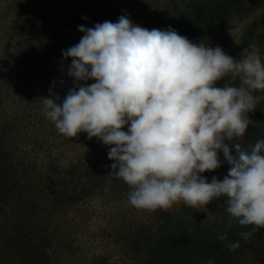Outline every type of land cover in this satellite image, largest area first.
Wrapping results in <instances>:
<instances>
[{"label":"clouds","instance_id":"obj_1","mask_svg":"<svg viewBox=\"0 0 264 264\" xmlns=\"http://www.w3.org/2000/svg\"><path fill=\"white\" fill-rule=\"evenodd\" d=\"M78 30L79 43L62 51L71 58L66 75L73 88L63 100L51 89L41 97L43 115L58 132L70 138L84 132L111 146L108 176L129 186L131 206L197 207L223 197L226 212L252 226L239 233L242 239L264 229V139L242 147L254 123L247 115L256 107L253 92L264 90L258 46L233 58L219 46L193 43L171 28L149 30L124 15ZM229 75L239 86L218 87ZM88 80L95 82L78 83ZM218 152L231 167L222 181L208 182L201 174L221 166ZM228 247L235 250L239 241Z\"/></svg>","mask_w":264,"mask_h":264},{"label":"rangeland","instance_id":"obj_2","mask_svg":"<svg viewBox=\"0 0 264 264\" xmlns=\"http://www.w3.org/2000/svg\"><path fill=\"white\" fill-rule=\"evenodd\" d=\"M46 1L49 14L50 10L52 15L67 11L68 14L80 13L86 17L81 24L86 28L103 22L110 11L115 12L116 16H127L134 24L149 30L157 25L160 17L179 26L181 22H186L180 19H187L190 15L189 0ZM198 1L204 6V20L191 29L199 37L197 43L219 46L233 58H239L244 48L255 44L264 62V0ZM119 2L118 7L116 4ZM35 14L41 15L38 12ZM212 16L215 19L212 25L214 29L209 30L207 24ZM38 25L30 31H19L16 36L8 35L1 39L0 150L11 159L12 174L22 195L36 192L30 210L31 221L35 222L39 239L49 248L52 264H93V258L97 256L103 264H132L129 242L132 240L135 228L133 218L138 208L129 203V186L121 179L108 176L114 161L107 157L104 164L106 169L97 174L94 181L86 183L83 201H59L56 197L47 204L42 199L41 190L46 186L53 187L58 166L63 165V160H69V157L58 160L66 136L60 134L54 123L43 115L41 98L47 97L51 89L63 100L57 87L53 88V80L56 82L62 78L66 65L46 47L53 43L54 33L64 29L55 21L53 27L42 22V26H49L48 32L39 35L34 42L33 35ZM40 36L43 40H40ZM44 44H47L46 47ZM217 84L239 86V79L229 75ZM253 95L256 107L247 113L254 122L249 127L255 128L258 137L264 139V90L254 91ZM127 127L122 130L127 131ZM233 141L236 143V138ZM242 143V147L250 150L251 142ZM87 156L89 159L83 158L82 161L84 167L93 157ZM95 184L99 185L92 186ZM186 206L178 202L172 207L182 211ZM189 208L198 211L203 223H209L214 218L203 205ZM143 212L147 213V210ZM5 227V217L0 212V240L4 238ZM261 239L259 250L247 247L241 259L237 262L227 259L226 264H264V236Z\"/></svg>","mask_w":264,"mask_h":264},{"label":"trees","instance_id":"obj_3","mask_svg":"<svg viewBox=\"0 0 264 264\" xmlns=\"http://www.w3.org/2000/svg\"><path fill=\"white\" fill-rule=\"evenodd\" d=\"M45 4H47L46 0L38 3L34 0H0V43L1 39L7 38L5 36H16L19 31L23 33L30 31L36 28L37 24H39L38 29L34 32L36 36L33 35L34 42L39 35L48 32L47 27H53L54 21L63 27V31L54 33L52 44L47 47V44H44L47 51L56 55L61 59V63L66 65L62 80L58 79L56 82L53 80V88L57 87V92L61 93L60 96L63 99L68 90L73 88V79L66 75L71 58L64 60L62 51L79 43L84 33L78 30V26L83 23L84 16L80 13L68 14L67 11H62L63 14L52 15L51 10V14L48 13L49 8L45 7ZM120 4L121 2L116 6L119 7ZM237 5L240 6L239 3ZM189 11L190 15L187 19H180V21H186L181 22V25H173L164 17H160L153 29L168 30L171 28L193 43H197L199 37L191 29L204 20V6L198 0H189ZM35 12L41 15H36ZM120 16L110 11L104 21L115 23ZM212 18L214 16L210 19ZM214 20L208 22L209 30L214 29L212 26ZM42 22H47L49 26H42ZM39 38L43 40L41 36ZM94 82V80H88L78 83L87 86ZM217 86L222 85L217 84ZM257 138L262 139L258 137L255 128L248 127L242 142L248 141L251 142V146H254ZM225 143L231 145L234 141H225ZM61 146L64 149L57 156L58 160L64 157H69V160H63L64 164L58 166L56 183L53 187L46 186L41 190L42 199L47 204L56 197L59 201L60 199L71 200L74 203L83 201L82 194L87 188L86 183L94 181L97 174L106 169L104 164L107 162V152L111 147L104 145L96 137L89 139L87 133L84 132L76 137H65ZM230 151L235 155V149L230 148ZM87 155L93 157L84 167L82 161L83 158L84 160L89 159ZM218 156L221 166L214 171L201 174L208 182L213 176L222 181L230 170L231 165L224 160L222 152H218ZM12 171L11 159L3 155L0 150V212L3 213L6 222L4 238L0 240V264H52L49 248L39 239L35 222L31 221L30 210L36 192H26L22 195ZM98 185L92 186L97 187ZM225 199L223 197L214 198L208 205H203L214 215L209 223L201 222L198 211L192 210L189 206L184 207L182 211L173 207L156 210L138 208L133 218L135 228L132 231V240L129 242L132 264H207L208 260H212L213 264H226L227 259L235 262L241 259L247 247L259 250L264 229L253 233L248 240L242 239L239 233L251 231L252 226H242L238 223V218L228 214ZM143 210H147V213ZM184 216L188 218H183ZM225 233H227V240H219L218 237ZM237 241H239V247L230 250L229 242ZM93 259V264H103L99 256Z\"/></svg>","mask_w":264,"mask_h":264}]
</instances>
